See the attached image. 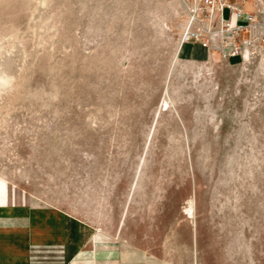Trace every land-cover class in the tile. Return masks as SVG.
<instances>
[{
  "label": "rangeland",
  "instance_id": "374dc122",
  "mask_svg": "<svg viewBox=\"0 0 264 264\" xmlns=\"http://www.w3.org/2000/svg\"><path fill=\"white\" fill-rule=\"evenodd\" d=\"M237 5L226 59L180 44L183 0H0V178L160 264H264V0Z\"/></svg>",
  "mask_w": 264,
  "mask_h": 264
},
{
  "label": "crops",
  "instance_id": "0c3cea01",
  "mask_svg": "<svg viewBox=\"0 0 264 264\" xmlns=\"http://www.w3.org/2000/svg\"><path fill=\"white\" fill-rule=\"evenodd\" d=\"M228 16L230 26L244 24L233 13L228 12ZM218 38L209 37L210 49L216 53ZM0 264L160 263L127 251L71 213L0 178Z\"/></svg>",
  "mask_w": 264,
  "mask_h": 264
},
{
  "label": "built area",
  "instance_id": "2783aa9c",
  "mask_svg": "<svg viewBox=\"0 0 264 264\" xmlns=\"http://www.w3.org/2000/svg\"><path fill=\"white\" fill-rule=\"evenodd\" d=\"M187 10L186 26L180 44L196 43L201 48L211 51L209 37L218 35L220 46L218 53L224 58L241 56V46L246 43L238 40V34L252 22L253 15L237 5V0H183ZM233 13L237 20L244 24L230 26L224 12ZM227 35V36H226ZM229 44L232 48L228 49Z\"/></svg>",
  "mask_w": 264,
  "mask_h": 264
}]
</instances>
